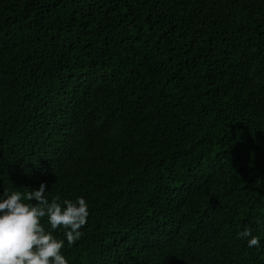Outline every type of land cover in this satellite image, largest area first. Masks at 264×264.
I'll return each mask as SVG.
<instances>
[{
  "label": "trees",
  "instance_id": "trees-1",
  "mask_svg": "<svg viewBox=\"0 0 264 264\" xmlns=\"http://www.w3.org/2000/svg\"><path fill=\"white\" fill-rule=\"evenodd\" d=\"M41 183L68 264H264V0H0V194Z\"/></svg>",
  "mask_w": 264,
  "mask_h": 264
},
{
  "label": "clouds",
  "instance_id": "clouds-1",
  "mask_svg": "<svg viewBox=\"0 0 264 264\" xmlns=\"http://www.w3.org/2000/svg\"><path fill=\"white\" fill-rule=\"evenodd\" d=\"M47 185L41 183L25 195L19 191L0 194V264H68L61 249L65 239H57L53 232L60 226L69 245L78 241L86 225L89 206L85 198L76 201L46 198ZM34 201L25 203L23 200ZM47 217L50 230L46 231L41 218ZM238 237L249 238L247 246L259 247V237L245 227Z\"/></svg>",
  "mask_w": 264,
  "mask_h": 264
}]
</instances>
